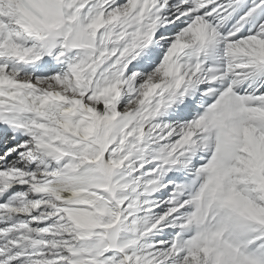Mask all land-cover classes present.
Here are the masks:
<instances>
[{"label":"snow or ice","instance_id":"obj_1","mask_svg":"<svg viewBox=\"0 0 264 264\" xmlns=\"http://www.w3.org/2000/svg\"><path fill=\"white\" fill-rule=\"evenodd\" d=\"M0 264H264V0H0Z\"/></svg>","mask_w":264,"mask_h":264}]
</instances>
